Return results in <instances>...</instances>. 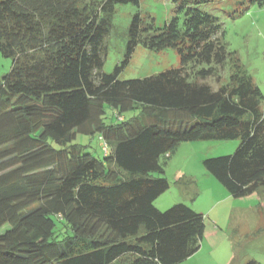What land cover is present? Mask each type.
I'll return each instance as SVG.
<instances>
[{"label":"trees","instance_id":"obj_1","mask_svg":"<svg viewBox=\"0 0 264 264\" xmlns=\"http://www.w3.org/2000/svg\"><path fill=\"white\" fill-rule=\"evenodd\" d=\"M212 1L173 0L164 28L135 14L125 59L105 74L116 7L140 0H0V52L12 60L0 81V264L186 261L205 217L157 209L170 183L155 177L185 143L240 140L203 165L232 198L264 190L263 91L239 63L218 90L204 83L234 60L200 9ZM139 45L177 51L181 67L120 81ZM78 134L107 143L104 158L74 144Z\"/></svg>","mask_w":264,"mask_h":264},{"label":"rangeland","instance_id":"obj_2","mask_svg":"<svg viewBox=\"0 0 264 264\" xmlns=\"http://www.w3.org/2000/svg\"><path fill=\"white\" fill-rule=\"evenodd\" d=\"M174 8L173 0H140L139 6H117L112 29L104 42L103 72L112 74L125 59L128 32L135 14L154 20L157 28H164L173 17ZM200 9L218 18L223 40L234 59L226 61L216 76L204 83L218 90L220 85L230 81L239 63L244 74L264 93V6L253 4L251 0H213ZM180 67L181 57L177 51L153 52L139 45L119 80L145 79ZM11 69L12 60L0 52V81ZM74 144L86 147L96 158H104V141L98 135L78 134ZM239 145L240 140L182 144L169 160L165 175L155 174L170 183V190L157 200V209L166 212L183 204L205 217L206 233L200 250L180 264H247L250 261L264 264V190L244 198H232L203 165L206 159L234 155ZM9 228L0 230V234Z\"/></svg>","mask_w":264,"mask_h":264},{"label":"built area","instance_id":"obj_3","mask_svg":"<svg viewBox=\"0 0 264 264\" xmlns=\"http://www.w3.org/2000/svg\"><path fill=\"white\" fill-rule=\"evenodd\" d=\"M108 148H109V147H108V144L104 142V145H103V150H104V152L107 153V152H108Z\"/></svg>","mask_w":264,"mask_h":264},{"label":"crops","instance_id":"obj_4","mask_svg":"<svg viewBox=\"0 0 264 264\" xmlns=\"http://www.w3.org/2000/svg\"><path fill=\"white\" fill-rule=\"evenodd\" d=\"M228 193V192H227ZM229 194V193H228ZM230 196V195H229ZM231 197V196H230ZM197 212V211H196Z\"/></svg>","mask_w":264,"mask_h":264}]
</instances>
